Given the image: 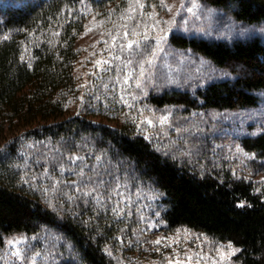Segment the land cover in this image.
Instances as JSON below:
<instances>
[{
    "label": "trees",
    "instance_id": "trees-1",
    "mask_svg": "<svg viewBox=\"0 0 264 264\" xmlns=\"http://www.w3.org/2000/svg\"><path fill=\"white\" fill-rule=\"evenodd\" d=\"M82 1L103 13L121 2L0 0V139L4 142L0 145V252L7 235L47 231L72 252L62 261L55 256L53 264H117L105 250L108 245L109 250L116 248L119 232L108 210L97 209L92 198L85 203L67 187L51 207L43 199V187L24 178L29 170L26 159L40 165L38 151L55 145L61 151L126 160L121 166L131 168L141 185L159 195L168 230L183 227L231 242L240 249L241 264H264V194L253 182L227 171L203 172L189 160L163 155L131 125L114 127L80 113L68 116V100L75 93V42L85 20L79 9ZM202 1L226 10L234 20L264 25V0ZM169 41L202 55L233 78L208 84L194 94L152 95L153 106L175 105L190 111L256 105L255 91L264 89V44L258 37L228 44L171 35ZM81 138L85 140L80 142ZM28 142L37 145V151L25 149ZM239 142L253 155L254 164L264 169V132Z\"/></svg>",
    "mask_w": 264,
    "mask_h": 264
},
{
    "label": "rangeland",
    "instance_id": "rangeland-1",
    "mask_svg": "<svg viewBox=\"0 0 264 264\" xmlns=\"http://www.w3.org/2000/svg\"><path fill=\"white\" fill-rule=\"evenodd\" d=\"M141 3L143 7L134 0H121L106 7V13L90 7L86 1L79 3L85 20L75 42L78 53L73 69L75 93L68 100V116L80 113L114 127L131 125L136 134L144 135L163 155L181 162L189 160L203 172H230L235 178L253 182L264 194V169L254 164L253 155L245 152L239 142L264 132V89L255 91L256 105L238 109L186 111L181 106L155 107L149 102L152 95L164 91L194 94L208 84L233 78L227 70L202 55L172 45L171 35L228 44L258 37L264 44V25L234 20L226 10L214 8L202 0H163V4L162 0H141ZM130 4L134 11H129ZM241 28L247 29L243 35L239 33ZM133 30L138 33L136 36H124V31L131 33ZM113 36L117 37L115 42ZM129 39L138 42L131 50L127 47ZM145 59L152 60V64L143 65L144 75L141 76L139 62ZM97 61L102 63L97 65ZM161 117L166 118L163 123ZM84 140L81 138L80 142ZM3 143L0 139V145ZM25 146L31 152L38 148L37 145L29 146V142ZM56 149L60 148L53 145L39 150L40 165L35 166L31 158L26 159L29 170L24 178L43 189L48 187L50 182L43 175V169H51L52 165L45 157L59 156ZM77 155L83 156L88 164L85 171L95 166L105 179L111 181L112 176H120L124 184L119 189L120 194H113L110 201L97 204L94 200L96 206L93 204L97 209L108 210L112 221L119 225L116 248L105 247L117 264H169V261L172 264H241L237 258L240 249L232 243L237 249L235 252L229 249V242L216 241L187 228L168 230L159 195L152 187L141 185L131 168L121 166L126 160L117 162L105 157L97 164L91 154ZM70 167L75 168V165ZM56 174H59L58 169ZM33 176L39 178L33 179ZM64 179L70 181L76 177L66 171ZM65 187L79 196L74 186H61L63 192ZM59 192L43 190V199L51 207L49 202L53 201L55 208ZM14 239L18 242L8 243ZM57 241L47 231L35 235H7L0 262L32 264L30 259L15 256L17 249L27 257L39 252L35 264H53L55 256L62 261L72 252L63 242L59 246Z\"/></svg>",
    "mask_w": 264,
    "mask_h": 264
},
{
    "label": "snow or ice",
    "instance_id": "snow-or-ice-1",
    "mask_svg": "<svg viewBox=\"0 0 264 264\" xmlns=\"http://www.w3.org/2000/svg\"><path fill=\"white\" fill-rule=\"evenodd\" d=\"M134 2L138 4L140 7H143L141 0H134ZM162 4H163V0H162ZM134 10L135 9H133L130 4L129 11L131 12ZM188 11L191 12L192 8H189ZM246 31L247 29H243V28L239 29V33L241 35H243ZM137 34L138 33L135 30L131 31V33H129L128 31H124L125 37H128L129 35L136 36ZM116 39H117L116 36L112 37L113 42H115ZM134 44H138V42H134L131 39L127 40L128 49L130 50L133 49ZM120 47L121 49H123L124 45L121 44ZM151 55L154 57L155 53L152 52ZM96 63L97 65H99L102 63V61H97ZM139 63L141 64L140 75L143 76L144 75L143 65L145 63L152 64V60L145 59ZM137 83L139 86V81ZM160 119H161V122L163 123L166 118L161 117ZM148 123L151 124L152 121L149 120ZM177 131H179V129H177ZM55 151L59 153V156L53 154L51 157H45L46 162L52 165L51 169L47 167L43 169V175L50 182L49 186L43 189L45 192L47 191L59 192V191H62L61 186L72 185L74 186V192L78 193L79 197H83L85 203L88 202V198H92L96 201L97 204H101V201H104V200L110 201L112 199L113 194H116V195L120 194L119 189H121L124 186L120 176H112V180L110 181L108 179H105L100 174V172L96 169L95 166H93L89 171H85V169L88 168V164L85 162L83 156L77 155L76 153L67 151V150L61 151L60 149H56ZM101 160H102L101 155L95 156V161L97 164H99ZM65 161H67V163ZM70 165H75V168L70 167ZM57 169H58L59 174H56ZM66 171L73 173L76 179L70 180V181L64 179V173ZM36 178H37L36 176H33V179H36ZM25 182L27 183L28 181H25ZM68 198L73 199L72 196H69ZM49 203L54 207L53 201H50ZM112 210L114 212L117 211L116 208H113ZM17 242L18 241H16L15 239L8 241L9 244H13ZM156 243H159V241H157ZM229 249L232 252H235L237 250L231 244V242H229ZM14 255L21 259H25V260L30 259L32 264H35L36 257L40 256V253L34 252L31 257H27L19 249H17ZM169 264H172V262L169 261Z\"/></svg>",
    "mask_w": 264,
    "mask_h": 264
},
{
    "label": "bare ground",
    "instance_id": "bare-ground-1",
    "mask_svg": "<svg viewBox=\"0 0 264 264\" xmlns=\"http://www.w3.org/2000/svg\"><path fill=\"white\" fill-rule=\"evenodd\" d=\"M192 130V129H191ZM146 135V134H145ZM144 136V135H143ZM152 137V136H151ZM190 137V136H189ZM187 138V137H186ZM206 139V138H205ZM213 151V150H212ZM203 152V151H202ZM205 153V152H204ZM201 156V155H200ZM218 158V157H217ZM208 159V158H207ZM222 162V161H221ZM251 165V164H250ZM257 186V185H256ZM36 246V245H35Z\"/></svg>",
    "mask_w": 264,
    "mask_h": 264
}]
</instances>
